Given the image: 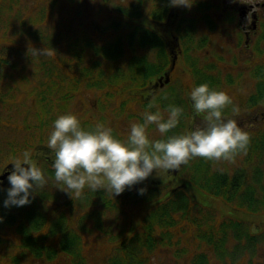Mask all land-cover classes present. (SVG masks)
<instances>
[{
    "label": "trees",
    "instance_id": "trees-1",
    "mask_svg": "<svg viewBox=\"0 0 264 264\" xmlns=\"http://www.w3.org/2000/svg\"><path fill=\"white\" fill-rule=\"evenodd\" d=\"M3 1L0 0V3ZM34 1L35 14L28 16L22 14L16 21L20 38L25 37L24 41L18 43L14 39L0 35V78L3 77L7 66L17 67V62L11 61L16 60L12 58L16 57L13 55L15 49L17 53L23 50L20 54L24 55L25 63L33 62L29 56L31 53L27 55L28 50H24L28 49L29 45L33 47L35 41L44 39L36 26L37 23L46 25L63 4H68L67 15L75 14L72 4L66 0ZM8 9L10 10V6ZM25 19H29L28 24L25 23ZM0 20L4 19L0 18ZM72 23L73 21H68V24ZM84 23L87 28L95 26V22L90 17L86 18ZM44 30L48 31V28ZM78 31L79 29L72 28L69 31L65 25L63 36L68 37L69 32L72 35ZM0 32L3 33V30ZM85 32L84 30L78 33L79 39L82 35L85 36ZM102 33L105 32L102 31ZM138 45L144 50L143 46L147 45V36L140 38ZM46 49H49L48 46ZM72 50L74 49L70 47V51ZM95 50L108 59L116 58L120 51L113 40L96 46ZM60 52L61 50H58V54ZM80 53L78 47L73 51L77 59L81 56ZM60 58L61 60L58 59L57 62L64 68L70 65H81L71 60L62 64L60 62L63 57ZM135 61L136 64L145 65L146 78L151 65L145 58H136ZM93 65L94 58L88 67H80L78 74L80 76L86 74L93 69ZM95 69L99 72V64ZM113 84L115 83H104L108 88ZM53 87V82H50L42 83L36 88L37 106L40 111V115H36V118L40 121L48 119L51 106L44 102L49 99L48 96L52 94ZM133 88L138 91L144 88V84ZM126 90L125 88L123 91ZM154 97L155 105L162 103L181 108L183 102L176 87L161 90ZM152 101L153 97H145L138 103L140 106H148ZM24 150L31 152L32 158L37 162L47 180L48 188L44 186L34 193V196L30 197L31 203L26 206L5 208L4 201L7 199V190L11 185L8 181L0 184V217H2L0 220V264H85L82 234L91 230L87 225L98 231H104L106 221L97 207L92 210L90 208L84 215L75 219L73 211L75 202L85 204L84 201L90 200L93 196L96 203L108 205L107 208H113L120 214L124 210L117 208V202L111 195L107 200L104 190L93 192L89 191V188H84L83 195L79 199L72 200L68 194L66 198L59 199L58 193L61 190L58 188L60 185L54 180L52 159L43 154L51 151L47 143L37 141L18 149H15L14 144L11 143L8 145L5 158L21 156ZM242 153L244 156L242 165L238 164L240 161L234 164L224 160L222 162L221 160L196 161L188 164L187 169L189 168L191 173L187 182L189 181L207 194L222 199L236 210L244 209L248 213L264 209V170H261L264 167V131L252 134L247 151ZM253 158L262 159V161L251 163ZM231 164H233L232 168H230ZM145 189L143 195L137 193L124 201H130L134 205L154 201L157 203L145 213L139 229L130 235L123 236L117 246V252L102 264H158L155 258L167 253L171 248H175L173 252L176 255L171 259L173 264H252L253 258L247 252H256L264 247V226L252 232L251 227L242 220L219 217L214 211L194 202L184 188L170 191L166 196L158 185L148 186ZM50 190H55V193L52 195L53 192ZM123 216L126 215L123 214ZM189 239H191L190 243ZM191 244H193V252L189 254ZM183 254L186 255V259H182Z\"/></svg>",
    "mask_w": 264,
    "mask_h": 264
},
{
    "label": "rangeland",
    "instance_id": "rangeland-1",
    "mask_svg": "<svg viewBox=\"0 0 264 264\" xmlns=\"http://www.w3.org/2000/svg\"><path fill=\"white\" fill-rule=\"evenodd\" d=\"M66 1L72 4L75 10L74 15H67L69 10L68 4H63L59 7L60 10L52 15V19L47 21L46 25L39 23L36 24L40 30L41 37L44 39L41 41H35L33 48L42 50L48 46L49 49H54L56 54L33 58L30 54V59L33 62L25 63L23 61L24 55L20 54L23 50L18 51L17 53L15 49L13 55L16 57L12 58L16 60L12 59L11 61H16L17 67L12 68L7 66L3 77L1 76L0 78V173L4 171V167L7 163L20 157L5 158L9 144L13 143L15 149H18L25 147L26 144H33L37 141H42L44 144L47 143L54 121L59 116L63 115V113L75 115L82 127L92 125V130H94L98 123H102L105 127L111 128L113 135L124 142L130 134L131 124L143 123V113L145 111H151L154 113L159 110L164 118L167 119V105L160 103L156 104L152 109H148L147 106L137 105L135 102V98L137 97H135V95H128L126 94V91H123L125 88H130L129 91H132L134 86L140 84L143 85L145 79L146 71L144 64L139 63L141 66L139 70H134L132 68V64L133 62H136L135 60L138 56L146 59V57H142V52H144V50L139 48L138 39L136 38L133 18L136 17L137 14H131L128 22L119 25L113 24L102 35L93 36L91 32H85V36L82 35L79 39L78 33L87 29L85 28L86 24L84 23L85 19L88 18L85 9L83 8L85 0ZM142 1L147 4L145 0ZM34 2V0H4L3 3H0V18L4 19L0 20V31L3 30V33L0 32V35L8 39H14L18 43L23 42L25 37L20 38V33L17 29L18 23L16 21L22 14L28 16L34 13ZM8 6H10V10L8 9ZM129 8L131 7L128 6L126 11ZM70 19H74L72 24H68V20ZM11 20L15 24H13ZM32 21L35 22V20ZM25 23L28 24L29 19H25ZM65 25L69 31L71 28L74 30L79 29V31L72 35H70L69 32V36L64 37L63 27ZM46 28H48V31L44 30ZM109 40H113L120 49L114 59L105 58L101 52L95 50L96 46H100ZM70 47L74 50L77 47L83 48V53L80 54L81 56L85 54L84 58L74 60V62H82L81 67L88 66V63L94 58L93 69L87 74L90 77V87L92 92H89V95H85V93L81 92L69 99L68 97L62 98L61 94L59 96V91H54L48 96L49 99L44 102V104H49V106H51L49 115L47 116L48 119L46 121H40L36 118V115H40L37 106L36 88L40 87L42 83H45L47 78H52L53 76L55 80L58 79V76L54 74L53 69L56 67L58 59L61 60V56L63 59L60 63L64 64L69 61L71 58ZM86 47H88V50ZM27 50L28 49L24 51ZM58 50H61L60 54H58ZM17 54H19V56H17ZM131 55L132 58H130ZM198 55L200 56V51H198ZM197 59L199 70H201V66L203 65H211L207 63L209 61L206 60V57L201 56L197 57ZM146 62H148L147 59ZM99 63L101 64V71L97 74L95 73V67ZM221 65L222 63H220L218 67H215L216 69L214 70L209 66L207 67V71H209L211 75L219 73L222 77L223 75L221 71L223 69L220 68ZM57 69L60 70V67H57ZM79 69L80 67L77 66L72 69L75 76L78 74ZM195 70L197 69L195 68ZM233 70H237V68ZM206 74L207 72L203 73V75ZM195 75H197L196 72ZM106 82L116 83L108 88L104 85ZM250 82L251 85L248 97L253 93V87L255 86V79L253 76L251 77ZM192 86L193 80L192 82H187L186 80L182 85L177 84L175 87L182 99L181 92ZM64 87H69V84H63L62 88ZM223 88L229 91V86ZM85 92L88 93L87 90H85ZM190 107H192V103ZM181 108L183 109V113L179 117V123L175 129L170 130L164 137H162L157 131L156 126L150 125L147 128L148 137L155 141L158 138L162 139L167 136L184 134L186 121L184 114L187 112L185 101L181 103ZM222 116L228 118L225 110L223 111ZM200 124L206 126L203 121H197V126ZM49 152L50 151L44 152V156L48 157ZM241 155H243V153H239L235 156L233 160L234 164L240 161L238 164L242 165L244 156ZM253 161L261 162L262 159L258 160L253 158L251 163H253ZM191 163H193V161H191L190 164ZM232 165L233 164H231L230 168H232ZM261 170L263 171L264 167L261 168ZM169 172L171 173V171ZM188 175V173H182L180 177L188 179ZM179 183L180 179L169 176L164 170H157L156 172L154 171L146 181L137 185L154 184L160 186H174ZM45 187H47V185H45ZM54 191L55 190H50V192H53L52 195L55 193ZM89 191L91 190L89 189ZM187 193L199 204L216 210L221 217L228 216L246 222L247 225L251 227L252 232L256 231L257 228L264 226V209H261L258 212L248 213L244 209L236 210L223 200L205 194L194 186H188ZM58 194L59 199H64L67 196V193L64 191H60ZM92 201L93 199L84 201L85 204H78V202H75L73 207L75 219L86 213ZM154 204L155 202L151 204L145 203L133 208L130 207L132 205L131 203L126 204L128 216L127 233L132 232L135 227L139 226L145 213L149 208L153 207ZM103 214L107 219L104 224L105 232L98 231L94 227L87 225L91 230L85 231L82 234L84 245L83 256L86 258L85 264H102L103 261L114 254L115 247L119 242L120 238L117 237V227L114 223L116 211L109 208V210H103ZM122 217L125 219L124 216ZM122 217L116 219L117 225H123L125 223ZM109 227H111V230ZM120 234L122 235L123 232ZM174 249L175 248H171L167 253L155 258V261L158 264H173L171 259L176 257L173 252ZM247 253L253 258L252 264H264V247L258 249L256 252L248 251ZM178 255H180V253Z\"/></svg>",
    "mask_w": 264,
    "mask_h": 264
},
{
    "label": "clouds",
    "instance_id": "clouds-1",
    "mask_svg": "<svg viewBox=\"0 0 264 264\" xmlns=\"http://www.w3.org/2000/svg\"><path fill=\"white\" fill-rule=\"evenodd\" d=\"M170 6L190 8L192 4L189 0H170ZM29 53L32 58L56 54L52 48L37 50L31 45L27 55ZM188 95L194 114L205 115L206 126L155 141L149 140L147 128L155 125L164 137L177 127L182 108L168 105L167 119L159 110L154 113L145 111L143 123L131 124L125 142L114 138L112 129L102 123H98L94 130H84L75 115L59 116L52 125L47 141L54 180L60 185L58 188L72 200L82 197L85 186L93 192L104 190L114 199L146 181L154 171L175 172L195 158L232 161L237 154L247 151L250 140L248 133L238 127L234 119L222 116L223 111L232 104L225 92L210 89L205 83L193 87ZM154 106L155 97L147 107L152 109ZM232 111L235 114L239 109L233 107ZM12 165L14 169L7 177L11 187L7 190L5 208L30 204V197L47 183L30 151H24L14 159ZM145 191V188H140L138 194L143 195Z\"/></svg>",
    "mask_w": 264,
    "mask_h": 264
},
{
    "label": "flooded vegetation",
    "instance_id": "flooded-vegetation-1",
    "mask_svg": "<svg viewBox=\"0 0 264 264\" xmlns=\"http://www.w3.org/2000/svg\"><path fill=\"white\" fill-rule=\"evenodd\" d=\"M145 1L147 4L142 0H85L86 16L95 22L94 27H86L85 31L102 35L109 26L128 22L131 14L136 13L133 18L136 38L139 41L147 36L142 57L151 65L144 83L162 86L183 84L186 80L194 82L196 68L197 86L206 83L210 89L223 91L231 98L232 104L225 109L228 118H223L234 119L249 134L263 130L264 0H189L190 8L172 7L170 0ZM128 6L131 8L126 11ZM201 56L211 65H203L199 70L197 57ZM220 63L222 77L207 71V67L214 70ZM172 64L167 77L165 73ZM140 67L133 62L134 70ZM204 72L207 74L203 75ZM252 76L258 80L259 100L248 97ZM228 86L229 91L223 88ZM192 88L181 92L187 105L186 133L205 127L197 126V121L206 124L205 115L196 116L190 107L188 93ZM233 107L239 109L238 113H233Z\"/></svg>",
    "mask_w": 264,
    "mask_h": 264
},
{
    "label": "water",
    "instance_id": "water-1",
    "mask_svg": "<svg viewBox=\"0 0 264 264\" xmlns=\"http://www.w3.org/2000/svg\"><path fill=\"white\" fill-rule=\"evenodd\" d=\"M4 178H5V175L0 176V179H4Z\"/></svg>",
    "mask_w": 264,
    "mask_h": 264
}]
</instances>
